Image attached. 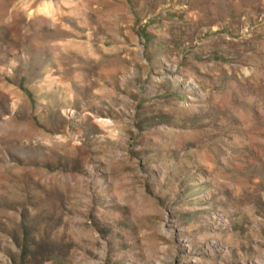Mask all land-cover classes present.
<instances>
[{
	"label": "rangeland",
	"instance_id": "rangeland-1",
	"mask_svg": "<svg viewBox=\"0 0 264 264\" xmlns=\"http://www.w3.org/2000/svg\"><path fill=\"white\" fill-rule=\"evenodd\" d=\"M0 264H264V0H0Z\"/></svg>",
	"mask_w": 264,
	"mask_h": 264
}]
</instances>
